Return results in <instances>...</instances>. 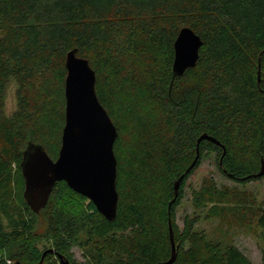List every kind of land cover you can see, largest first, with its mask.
Wrapping results in <instances>:
<instances>
[{
	"label": "trees",
	"instance_id": "obj_1",
	"mask_svg": "<svg viewBox=\"0 0 264 264\" xmlns=\"http://www.w3.org/2000/svg\"><path fill=\"white\" fill-rule=\"evenodd\" d=\"M183 28L204 44L198 65L175 77L174 45ZM73 50L95 71L98 98L118 130V213L110 222L89 199L57 183L41 211L49 219L51 249L71 262L78 247L89 264L169 261L175 183L207 134L221 146L201 143L198 165L179 189L171 216L174 264H254L235 245L196 231L199 217L186 218L180 229L177 207L209 154L239 184L264 179L256 178L264 158V0H0V226L6 221L14 239L31 236L41 214L23 196L22 154L33 143L59 157L66 59ZM13 81L17 110L9 116L5 100ZM192 196L201 206L226 194L206 179ZM259 210L264 229V206ZM29 251L13 264L40 263L45 251ZM262 254L264 264V246ZM53 256L42 264H60Z\"/></svg>",
	"mask_w": 264,
	"mask_h": 264
},
{
	"label": "water",
	"instance_id": "obj_2",
	"mask_svg": "<svg viewBox=\"0 0 264 264\" xmlns=\"http://www.w3.org/2000/svg\"><path fill=\"white\" fill-rule=\"evenodd\" d=\"M203 40L190 28H183L175 41V77L194 69L200 60ZM65 84L66 123L62 134V146L57 160H53L41 145L30 143L24 151L21 164L25 182L24 198L35 214H40L49 203L57 183L65 182L75 193L89 199L106 220L117 218L119 193L117 192L118 161L115 144L118 130L101 104L97 92V77L88 60L78 56L77 50L68 53ZM262 63L258 65V83L261 85ZM203 141L221 144L207 134L198 140L197 157L187 171L175 183L174 199L169 204V232L172 243L171 259L160 264H174L178 246L172 227V207L180 196L183 181L192 173L201 158ZM220 161L224 169L223 158ZM227 173V172H225ZM256 178L264 177V158ZM48 255H55L60 264H71L64 255L54 249L46 250L42 264ZM15 264H21L19 262Z\"/></svg>",
	"mask_w": 264,
	"mask_h": 264
},
{
	"label": "rangeland",
	"instance_id": "obj_3",
	"mask_svg": "<svg viewBox=\"0 0 264 264\" xmlns=\"http://www.w3.org/2000/svg\"><path fill=\"white\" fill-rule=\"evenodd\" d=\"M8 87L5 114L10 116L17 110V86L13 81ZM216 160L215 154L205 156L199 169L187 181L184 198L177 207V224L183 229L186 218L199 217L196 231L213 242L233 244L254 264H262L264 229L259 225L262 215L259 209L264 206V179L239 184L220 171ZM206 179H214L218 190L225 192L226 196L222 202L195 206L193 191L202 188ZM49 227L48 216L42 212L36 217V228L31 236L14 239L8 223L3 221L0 226V264H13L23 256L27 257L33 247L40 252L53 248ZM72 255V264L90 263L78 247L73 248ZM51 259L57 258L53 256Z\"/></svg>",
	"mask_w": 264,
	"mask_h": 264
},
{
	"label": "flooded vegetation",
	"instance_id": "obj_4",
	"mask_svg": "<svg viewBox=\"0 0 264 264\" xmlns=\"http://www.w3.org/2000/svg\"><path fill=\"white\" fill-rule=\"evenodd\" d=\"M56 257V256H55ZM57 258V257H56ZM58 260V259H57ZM59 261V260H58Z\"/></svg>",
	"mask_w": 264,
	"mask_h": 264
}]
</instances>
